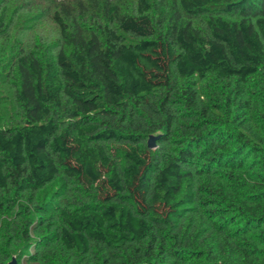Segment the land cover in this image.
Here are the masks:
<instances>
[{"label":"trees","instance_id":"1","mask_svg":"<svg viewBox=\"0 0 264 264\" xmlns=\"http://www.w3.org/2000/svg\"><path fill=\"white\" fill-rule=\"evenodd\" d=\"M77 4L57 46L15 55L0 260L34 225L22 198L37 264H264V0L105 3L90 25Z\"/></svg>","mask_w":264,"mask_h":264},{"label":"rangeland","instance_id":"2","mask_svg":"<svg viewBox=\"0 0 264 264\" xmlns=\"http://www.w3.org/2000/svg\"><path fill=\"white\" fill-rule=\"evenodd\" d=\"M79 1L82 3V16L86 18L88 25L92 24L91 17L103 20L102 9L105 3L116 5L119 14H130L136 4V0H0V19L5 24L3 32L0 33V127H5L15 121L18 115L13 99V90L17 85L16 53L19 49H28L35 45L57 46L60 43L59 30L52 14L54 11H58L62 16L61 4L76 11L79 9L77 4ZM160 1L169 2L177 7V0ZM211 8L214 9L213 6ZM150 15L153 18L157 17L154 10L150 12ZM62 18L65 20L64 16ZM58 186L57 182L47 185L40 191L38 201L44 203V201L54 199ZM15 202L14 209L20 210L19 212L28 211L26 217L34 225L29 227L27 237L16 232L10 238L9 244L5 247L8 253L5 261L14 258L15 264H37L27 256L35 251L39 234H43L41 233L43 231H36L35 219L38 211L32 207V202L30 204L25 199L17 198ZM21 215L24 216V214ZM12 223L8 215L1 216L0 233H9L8 225H12ZM5 261L0 260V263Z\"/></svg>","mask_w":264,"mask_h":264},{"label":"water","instance_id":"3","mask_svg":"<svg viewBox=\"0 0 264 264\" xmlns=\"http://www.w3.org/2000/svg\"><path fill=\"white\" fill-rule=\"evenodd\" d=\"M159 135L158 134H149L147 139H146V146L148 148H153L156 144V140L158 139ZM0 264H15L14 258H11L7 262H2Z\"/></svg>","mask_w":264,"mask_h":264}]
</instances>
